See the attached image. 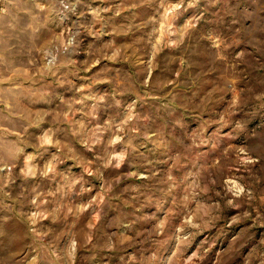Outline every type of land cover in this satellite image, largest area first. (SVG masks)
Segmentation results:
<instances>
[{"label": "rangeland", "instance_id": "obj_1", "mask_svg": "<svg viewBox=\"0 0 264 264\" xmlns=\"http://www.w3.org/2000/svg\"><path fill=\"white\" fill-rule=\"evenodd\" d=\"M0 264H264V0H0Z\"/></svg>", "mask_w": 264, "mask_h": 264}]
</instances>
